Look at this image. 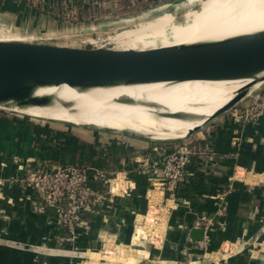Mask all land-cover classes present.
I'll use <instances>...</instances> for the list:
<instances>
[{
	"label": "crops",
	"instance_id": "1",
	"mask_svg": "<svg viewBox=\"0 0 264 264\" xmlns=\"http://www.w3.org/2000/svg\"><path fill=\"white\" fill-rule=\"evenodd\" d=\"M22 4L0 0L4 25L44 21L35 8ZM246 104L189 134L204 153L186 164L173 192L160 188L148 173L150 148L135 133L56 126L0 110V264H80L83 254L75 256L73 247L94 250L107 239L128 244L133 230L134 241L143 237L152 206L165 214L161 228L170 233L142 249L140 260L147 264H264V115L244 120L240 110ZM52 140L63 142L55 152L64 164L98 167L110 178L91 183L109 198L98 212L82 215L71 243L57 241L65 230L55 223L53 209L36 213L25 199L30 191L22 178L37 166L39 144ZM219 195L226 200L222 217L215 215ZM200 215L213 219L205 248L189 235Z\"/></svg>",
	"mask_w": 264,
	"mask_h": 264
},
{
	"label": "bare ground",
	"instance_id": "2",
	"mask_svg": "<svg viewBox=\"0 0 264 264\" xmlns=\"http://www.w3.org/2000/svg\"><path fill=\"white\" fill-rule=\"evenodd\" d=\"M170 17L149 20L139 30L140 34L107 41L114 48L146 49L256 33L264 30V0H209L200 11L181 22L171 23ZM0 39L15 40V35ZM263 75L264 70L256 73L254 77L259 80L250 88L257 87ZM250 80L251 77L89 86L43 84L32 87L28 95L47 97V104L4 107L40 118L113 121L139 131H171L182 137L226 104L235 91Z\"/></svg>",
	"mask_w": 264,
	"mask_h": 264
},
{
	"label": "water",
	"instance_id": "3",
	"mask_svg": "<svg viewBox=\"0 0 264 264\" xmlns=\"http://www.w3.org/2000/svg\"><path fill=\"white\" fill-rule=\"evenodd\" d=\"M264 70V30L213 41H197L146 49L80 47L0 39V109L15 105H44L47 97H33L36 85L71 86L116 83L196 81L251 77L233 97L203 122L232 109L241 99L264 87L250 88ZM10 109V108H9ZM13 110V109H11ZM173 116H178L174 114ZM190 238L201 240L203 229L194 227Z\"/></svg>",
	"mask_w": 264,
	"mask_h": 264
},
{
	"label": "rangeland",
	"instance_id": "4",
	"mask_svg": "<svg viewBox=\"0 0 264 264\" xmlns=\"http://www.w3.org/2000/svg\"><path fill=\"white\" fill-rule=\"evenodd\" d=\"M208 1L97 0L95 2V0H71L70 2L69 0H57L52 3L38 4L37 6H28L23 3L22 5L31 11L35 8L38 16L43 18L44 21L39 20V23L35 26L23 24L11 27L4 25L0 17V38L6 35H15V40L37 43L80 47H112L113 44L108 41L111 39L118 40L115 37L127 34H140L139 30L149 23V20L151 22L155 18V20H158L162 17L171 16V23H178L179 20L181 22L185 17L200 11ZM48 19L50 21L47 23ZM92 41L95 42L93 43ZM254 94V92H251L249 96L237 102V105L242 106L248 103ZM0 110L6 113H15L18 116L30 117L41 123L49 122L56 126L63 127L67 124L72 127H90L93 130L99 129L100 131L135 133L142 140L147 141L150 149L179 138L178 133L171 131L148 133L113 121L40 118L9 108H1ZM39 145L41 149L37 151V157H34V165L48 164L58 166L64 164V158L55 152L57 147H63L61 140H52L49 143H40ZM161 212L162 210L156 211L155 206L151 207L148 221L146 222L148 230H143V237H140L137 241H134L137 239V232L133 230L132 239L128 244H115L114 241H108L107 239L101 242V245L94 250L87 245L85 247H73V251H76L75 256L78 253L79 255L83 254L80 256L81 258L77 259L79 260L78 262L80 264H138L139 261H142L140 260V254L143 250L148 249V246H151V242L162 239L167 231L170 233L169 230L161 228V226L165 225L166 220L165 214ZM150 227H153V229ZM138 259L139 261L136 263L135 261Z\"/></svg>",
	"mask_w": 264,
	"mask_h": 264
},
{
	"label": "built area",
	"instance_id": "5",
	"mask_svg": "<svg viewBox=\"0 0 264 264\" xmlns=\"http://www.w3.org/2000/svg\"><path fill=\"white\" fill-rule=\"evenodd\" d=\"M28 6L52 3L57 0H17ZM71 2V0H69ZM88 1V0H86ZM94 1V0H93ZM97 2V0H95ZM244 120L257 119L264 115V87L249 99L246 106L240 110ZM151 157L148 161V173L156 179L159 187L173 192L184 171L186 164L192 157L203 155L202 145L195 143L188 135L170 140L150 149ZM107 173L98 167L84 164H63L58 166L37 165L28 169L23 176V184L30 193L25 195L31 208L36 213H45L53 209L55 223L65 231L57 235V241L73 242L75 229L81 223L82 215L88 212H98L104 202L108 200L107 192L92 186V182L109 181ZM2 181H0V184ZM215 215L224 216L226 200L219 195L214 201ZM194 227L203 229V237L199 240V247L205 248L208 240L207 231L213 225V219L205 215L196 217ZM138 264H147L140 261Z\"/></svg>",
	"mask_w": 264,
	"mask_h": 264
}]
</instances>
